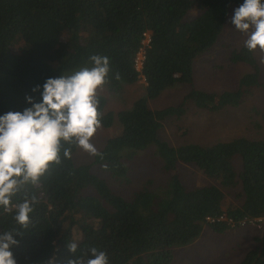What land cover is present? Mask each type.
<instances>
[{"label":"trees","instance_id":"obj_1","mask_svg":"<svg viewBox=\"0 0 264 264\" xmlns=\"http://www.w3.org/2000/svg\"><path fill=\"white\" fill-rule=\"evenodd\" d=\"M240 2L0 0V114L22 110L26 95L38 100L39 93L32 92L36 85L91 66L92 55L109 58L104 86L112 93L141 76L146 82L145 96L117 113L107 112V100L99 97L100 128L118 122L121 133L109 138L91 163L75 161L78 146L64 145L71 157H62L38 185L25 186L13 197L15 202L37 197L28 228L0 208V231L19 232V243L11 249L17 264H67L92 246L105 250L110 264H172L176 250L201 238L206 226L225 234L234 228L229 220L239 227L245 220L264 219V138L174 147L160 133L168 117L185 114L184 106L153 110L149 105L180 85L191 88L186 101L209 111L239 107L251 89L264 90L260 64L244 46L229 57L252 69L237 91L195 88L196 61L219 42L230 11ZM145 33L151 42L138 71L135 60ZM149 150L162 166L165 184L154 189L149 180L131 196L115 190L110 181L131 184L130 162ZM181 165L195 167L211 183L186 185ZM221 216L226 220H207ZM73 242L78 244L74 254L67 246ZM239 264H264V236Z\"/></svg>","mask_w":264,"mask_h":264},{"label":"rangeland","instance_id":"obj_2","mask_svg":"<svg viewBox=\"0 0 264 264\" xmlns=\"http://www.w3.org/2000/svg\"><path fill=\"white\" fill-rule=\"evenodd\" d=\"M234 8L230 11L228 20L219 42L195 63V88L208 93H224L237 91L240 79L252 72L246 64H233L230 54L235 49L244 46L247 38L231 24ZM197 11L190 13L193 18ZM260 64L262 81L264 82V51L254 50ZM72 71L66 73L70 74ZM146 82L143 76L133 85L125 86L119 93H112L103 86L99 97L107 100L106 111L117 113L129 109L136 100L145 96ZM189 86L180 85L164 92L158 99L150 101L153 110L168 107L184 106L182 117L171 116L163 122L160 137L174 147L189 143L205 146L220 142L232 141L236 138L261 140L264 138V90L251 89L243 103L236 108H226L217 111L199 109L193 102L186 101L190 93ZM121 133L118 122L113 128H100L94 134L92 143L95 153H90L78 147L75 161L91 163L94 155L104 148L106 141ZM129 177L131 184L111 180L115 190L131 196L149 180L154 182V189L162 187L167 177L162 172L160 162L152 156V152H139L130 162ZM179 174L188 186H201L211 183L199 171L189 165L179 166ZM227 200L233 201L231 196ZM264 236V219L257 224H246L234 227L225 234H218L208 226L198 240L191 245L176 250V258L172 264H239L246 254L256 246V239Z\"/></svg>","mask_w":264,"mask_h":264},{"label":"clouds","instance_id":"obj_3","mask_svg":"<svg viewBox=\"0 0 264 264\" xmlns=\"http://www.w3.org/2000/svg\"><path fill=\"white\" fill-rule=\"evenodd\" d=\"M234 28L245 34L244 47L249 51H264V0H241L231 17ZM91 66H82L70 74L50 76L36 85L34 95H26L22 110L0 114V208L13 212L21 228L31 224L37 197L15 202L25 186H36L62 157H71L67 144L90 153L96 148L91 142L101 127L99 91L108 82L110 60L107 56L92 55ZM118 78V77H117ZM15 229L0 231V264H17L11 251L19 241ZM74 254L76 242L67 245ZM49 264H56L50 260ZM67 264H110L108 253L95 246Z\"/></svg>","mask_w":264,"mask_h":264},{"label":"built area","instance_id":"obj_4","mask_svg":"<svg viewBox=\"0 0 264 264\" xmlns=\"http://www.w3.org/2000/svg\"><path fill=\"white\" fill-rule=\"evenodd\" d=\"M150 42H151V35L149 33H145L144 36H143L142 47H141L140 52L137 55V58L135 60V62H136V68H137L138 71H141L142 68H143V62H144V59H145V51H146V48L149 46ZM207 220L210 223H214L216 221L217 222L225 221L226 220V217L225 216H221L218 219L208 218ZM261 220L262 219L245 220V221L240 222L239 225L240 226H244L246 224H257V223L261 222ZM229 223L233 227H238L237 226L238 224L236 225V222H234L233 220H229Z\"/></svg>","mask_w":264,"mask_h":264}]
</instances>
